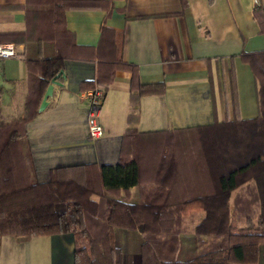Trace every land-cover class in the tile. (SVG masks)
<instances>
[{"label":"trees","instance_id":"obj_1","mask_svg":"<svg viewBox=\"0 0 264 264\" xmlns=\"http://www.w3.org/2000/svg\"><path fill=\"white\" fill-rule=\"evenodd\" d=\"M43 1L47 6L27 5L24 30L0 31V42L24 43L27 69L22 115L6 119L0 101V236L26 238L66 228L75 237L74 264H123L115 236L122 228L142 234L140 264L255 263L264 243V49L238 54L253 73L255 116L141 131L132 126L139 119L140 97L163 93L165 83L139 80L137 64L123 58V30L103 26L96 46L73 40L67 45L66 40L67 53L61 44L45 56V37L32 23L47 16L55 27L63 24L68 8H109L111 0ZM181 4L185 8L187 0ZM253 15L264 33L260 1ZM66 58L97 60L95 78L82 81V89L105 90L116 70L131 72L128 127L116 163L58 165L40 181L26 124L51 78L64 76ZM224 86L236 112L233 55L224 69ZM131 186L139 192L136 202L126 200Z\"/></svg>","mask_w":264,"mask_h":264},{"label":"crops","instance_id":"obj_2","mask_svg":"<svg viewBox=\"0 0 264 264\" xmlns=\"http://www.w3.org/2000/svg\"><path fill=\"white\" fill-rule=\"evenodd\" d=\"M258 1L264 7V0H187L185 8L181 0H111L109 8H68L63 24L55 27L47 16L32 23L41 27L40 34L45 37L41 47L45 56L55 54L61 44L64 54L67 53L66 40L67 45L73 40L79 45L96 46L103 26L123 30V58L137 64L139 80L165 83L163 93L140 97L139 119L132 126L141 131L170 129L257 114L253 73L238 54L242 50L264 49V33L253 15ZM47 2L0 0V31L24 30L29 25L25 16L27 5L37 8ZM1 42H12L18 49L16 56L0 58L1 110L9 119L23 113L27 69L21 53L25 45ZM231 55L238 97L236 112L224 86V69ZM96 67V59L66 58L64 76L53 84L46 105L37 109L26 124L40 181L49 178V170L54 166L114 164L119 159L122 135L128 127L131 72L116 70L104 90L99 115L103 132L91 138L84 95L91 87L82 89L81 82L94 79ZM174 122L181 126H174ZM138 199L137 186H131L126 200ZM126 230L129 231L118 232L119 243L115 231L116 242L123 251V264H140L142 234ZM74 248L75 237L66 228L59 233L26 238L3 234L0 264H74ZM259 263L258 255L257 261L249 264Z\"/></svg>","mask_w":264,"mask_h":264},{"label":"built area","instance_id":"obj_3","mask_svg":"<svg viewBox=\"0 0 264 264\" xmlns=\"http://www.w3.org/2000/svg\"><path fill=\"white\" fill-rule=\"evenodd\" d=\"M18 54L16 44L12 42H0V58L13 57ZM87 99V131L91 138L102 134L103 128L100 122V110L104 97V87L94 86L84 91Z\"/></svg>","mask_w":264,"mask_h":264},{"label":"water","instance_id":"obj_4","mask_svg":"<svg viewBox=\"0 0 264 264\" xmlns=\"http://www.w3.org/2000/svg\"><path fill=\"white\" fill-rule=\"evenodd\" d=\"M56 77H57V76L51 78L50 83L47 85V87H46V89H45V92H44V94H43L42 100H41V102H40V104H39L38 109H42V108L46 105V103H47V97H48V96L52 93V91H53V84L58 82V80L56 79Z\"/></svg>","mask_w":264,"mask_h":264},{"label":"rangeland","instance_id":"obj_5","mask_svg":"<svg viewBox=\"0 0 264 264\" xmlns=\"http://www.w3.org/2000/svg\"><path fill=\"white\" fill-rule=\"evenodd\" d=\"M174 126H181L180 124H177L174 122L173 124ZM121 230H125V231H129L126 229H122V228H116V235L118 234V232H121ZM117 242L119 243V235H117ZM259 259H260V263L259 264H264V243L261 244L260 247V253H259ZM229 264H249V263H238V262H233V263H229Z\"/></svg>","mask_w":264,"mask_h":264}]
</instances>
